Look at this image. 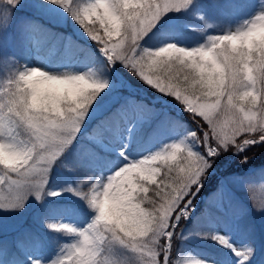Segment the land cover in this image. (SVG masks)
Here are the masks:
<instances>
[{
	"label": "snow or ice",
	"instance_id": "1",
	"mask_svg": "<svg viewBox=\"0 0 264 264\" xmlns=\"http://www.w3.org/2000/svg\"><path fill=\"white\" fill-rule=\"evenodd\" d=\"M18 2L6 0L13 7ZM51 2L68 12L94 41L104 57L103 68L54 75L33 67L0 87V208L23 207L29 195L42 198L53 164L77 141L103 99L102 93L110 89V81L100 73L119 62L143 83L171 95L186 112L206 121L209 130L198 134L193 128L187 137L122 163L105 181L97 178L81 188L90 182L84 179L76 188L69 186L96 215L83 229L49 224L79 235L50 264H120L113 245L136 253L137 264H209L181 257L177 230L188 218L193 198L218 155L264 144V32L253 31L255 25L264 23V12L235 30L209 36L206 44L189 48L167 43L147 48L142 47L141 39L156 29L166 13L187 9L192 0ZM6 17L10 22L11 13ZM4 20L0 16V28L6 26ZM244 33L251 35L243 42L226 44L220 39ZM172 44L185 50H169ZM244 65L252 69L251 80L246 78ZM245 103L250 106L246 108ZM127 113L128 108L121 105L97 121L88 133L87 156L103 158L98 149H103L110 134L119 131ZM241 134L251 135L238 143ZM248 159L244 155L242 160ZM257 210H264V205ZM211 238L228 244L222 234L213 233ZM233 251L250 260L254 248L249 244L243 252Z\"/></svg>",
	"mask_w": 264,
	"mask_h": 264
},
{
	"label": "rangeland",
	"instance_id": "2",
	"mask_svg": "<svg viewBox=\"0 0 264 264\" xmlns=\"http://www.w3.org/2000/svg\"><path fill=\"white\" fill-rule=\"evenodd\" d=\"M192 8H194L195 13L202 15L201 21L193 17ZM261 12H264V0H252L250 6H242L240 0H192L187 9L172 10L166 13L162 18V22L157 25L158 27L150 32L148 36L142 38L140 44L142 47L147 48H149L147 40L156 43L154 48L172 42H175L178 46L189 48L206 44L209 36L235 30ZM10 13L11 19L9 22L6 16ZM0 16H5L4 22L8 27V33L11 32L12 28H22V26L28 27L29 30L25 41L26 45L20 49L19 54L9 50V43H3L4 39L2 38H6V36L1 37L0 31V87L4 85L7 79L15 76L20 71L33 67L50 74L62 75L84 72L89 68L95 70L97 68H95V64L104 61V57L95 43H93V46L97 49L98 58L94 62L88 60L87 62H81L77 60V55H74V58L65 57V55L54 56L57 52L56 45L62 39L67 38L68 34L73 33L76 36L87 38L89 36L68 12L53 4L51 0H19L16 7L8 5L6 0H0ZM187 23L193 24L195 28L199 27L201 37H196V33L192 31L194 30L193 25L187 27ZM40 26L43 27L42 33L47 35L57 34L47 38V40H51V44L41 45L36 35L30 31L32 27L38 30ZM181 28L190 31H182L181 33ZM2 29L3 27L0 28V30ZM7 39L9 41L8 37ZM118 65L120 64L116 62L110 69L100 73L102 78L107 77L110 81V89L102 93L103 99L95 106V111L91 113V119L86 121L87 127L82 131L77 141L53 164L42 198L37 200L34 195H29L23 202V207L0 208V264H15L11 260L8 261L9 252L13 245L17 244L18 239L25 243L30 236L39 238L37 234L41 235L42 233L43 235L44 227L60 237V244L48 256L37 247L25 249L28 257L26 264H32L33 261H40V264H50L51 261L56 260L61 255L65 245L78 241L79 235L78 232L58 231L49 227V224L65 222V224L71 225L75 229H83L92 222L96 215L94 208L81 223L75 222L67 215L57 217L53 210L49 212L48 209L62 197L66 199L77 197L68 188L69 186L76 188L81 180H86V176L90 175L88 170L91 167L89 156H87V171L81 168V163L84 164L86 158L85 147L90 143L88 133L92 131L97 121L119 102L120 106L125 105L128 108V113L124 116V121L120 124L116 137L108 136L102 150H117L122 155L120 159L114 161L110 168L97 167L95 169L97 175L93 183L96 182L97 178L105 181L115 171L116 167H119L122 163L141 159L158 151L165 143L171 144L175 140L187 137V134L193 128L199 130L198 134L209 130L207 122L202 118L203 124H193L185 128L184 126L177 128L176 123L172 122L163 138L134 147L132 140L139 123L141 126L143 120H146L147 127L150 122L155 124L161 120V129H165V125L172 115L171 113L179 115L185 111V108L174 97L170 99L176 105L155 99L157 96H162L160 94L149 95L151 101L146 106L136 103L137 100L134 97L136 95L139 97L145 96L146 91L141 85L131 84L119 72ZM140 83L147 86L142 81ZM245 107L248 108L249 106L245 105ZM250 135L241 134L237 138V142H242ZM193 147L198 148L196 145H193ZM121 149H123V153ZM199 150H202V147ZM234 150L223 151L216 157L212 166L207 170L209 177L215 180V188L207 190L201 188L199 190L193 198L188 218L183 220L182 226L177 230V252L185 260H203L209 262V264H225L221 256L228 257V250L224 249L220 255H217L207 248L209 246L207 245L208 242L215 241L211 238L213 233H219L227 237L230 245H233V249L240 252H243L245 246L249 244L254 248L250 260H245L243 255L237 256L235 253L233 258H228L229 262L227 264H257L261 256L259 242H257L256 237H252L250 240V235L254 236L255 232L264 228V210H257L261 205H264V175L247 176L243 173L248 171L250 173L253 167L239 169L234 164L233 167L235 168L230 169V165L226 167V163L221 164L219 161L221 155L227 160L231 158V160H228L231 163L232 156L230 153ZM77 155L81 156L79 160L75 158ZM95 161L97 164L102 163L99 158H95ZM62 162L66 163L67 166H63ZM76 164H79L80 167L76 168L75 171L71 170V166ZM207 179L206 176L203 181L206 182ZM49 192H59L60 194L53 196L49 195ZM0 195H3V193H0ZM212 207L214 209H230L232 224L228 221L220 222L216 219L211 225L206 214H214L215 210ZM228 226H231V228L228 229ZM203 227L207 231L204 232ZM21 242L19 244H23ZM37 245L39 246L40 243L37 242ZM218 245L221 244L218 242ZM113 254L120 264H137V254L123 246L113 245ZM16 258L18 257L11 256L14 261Z\"/></svg>",
	"mask_w": 264,
	"mask_h": 264
},
{
	"label": "trees",
	"instance_id": "3",
	"mask_svg": "<svg viewBox=\"0 0 264 264\" xmlns=\"http://www.w3.org/2000/svg\"><path fill=\"white\" fill-rule=\"evenodd\" d=\"M242 4H245V0H240ZM247 4H250L251 0H246ZM17 4L14 6L16 7ZM193 15H194V11H193ZM196 18V17H195ZM51 28V27H48ZM182 31H190V30H186L185 28H181V33ZM194 33H196V37H200L198 36V30L195 28ZM187 34H189L188 32H186ZM11 36L14 38V40H21L23 38V34L21 32H12ZM80 37V38H79ZM154 37H156V35H154ZM147 44H149V48H154V46L156 45V43H152L151 41L147 40L146 41ZM13 44L14 41H12ZM94 41H92L90 38L87 37H81V36H76L75 34H70L69 35V39H68V43H67V51L69 54H74V53H78L80 55V57L82 59H84L85 61H91L94 62L97 58H98V52L97 49L93 46ZM61 47V45L59 46ZM117 69L119 70V72L124 75L131 84H136V85H141L145 91H146V95L139 97V96H135L134 98L137 100L136 103H140L142 106H146L147 103H149L151 100L148 97L150 96H154L156 94H160L168 99L173 98L171 95H167V94H161L159 92H156L152 87L150 86H145L143 84H141L140 80L132 74V72L125 68L121 63L118 62ZM96 67H100L101 69L103 68V63H96L95 64V68ZM108 70V69H107ZM124 90V89H123ZM177 101V100H176ZM245 105H248L247 103H245ZM120 106V102L118 104H116L115 106H113L109 111H107L104 116L108 115L109 113L114 112L117 108H119ZM250 106V105H248ZM171 113V112H170ZM171 117L168 119V123L165 125V129H168L169 125L172 122H175L177 125V128H181L182 126L187 127L189 125H193V124H203V120L198 117V116H194L192 113L190 112H186V110L184 112H181L179 115L175 114V113H171ZM123 122V118L121 119L120 123ZM161 120H159V122L152 124V122H150V124L146 127V120H143V122L138 124L139 129L136 131L135 133V137H134V144L138 145V144H142V142H145L147 140H149L152 136L155 137L156 135L160 134V131H162L163 129L162 126H160ZM199 133V130H198ZM98 151L101 152V156L103 158H99L102 163L100 164V166H108L110 167L111 164L113 163L114 160L118 159V155H116V153L110 152V151H104L101 149H98ZM230 155L232 156V161L231 163L228 160L230 159H224L223 155H221L220 158V162L221 164L226 163L225 166L228 167L227 165H230V169H233L235 167H233V165L235 164L236 167H238L239 169H243L244 167H253V170L247 174V176H251V175H264V144H257V145H252L249 146L247 148H245L244 152H239L234 150L233 152L230 153ZM247 155L249 157V159L247 161H243V156ZM76 160H79L81 158V156H75ZM89 160L93 163L95 162V158H89ZM85 167H84V166ZM81 168L84 171H87V155L86 158L84 160V164L81 163ZM208 177V179L205 181H203V190H207V189H211V188H215V180L211 177H209V173L206 175ZM213 177V176H212ZM93 179H88V184L85 185H81V188H86L88 186H90V183H92L95 179L94 176H92ZM86 182H87V178H86ZM87 190V189H85ZM77 197L75 198H60L57 201H55L50 208L48 209L49 212L51 210H53L56 214L58 215H63V214H70L75 220H77L78 222L83 221L84 217H86L91 211H92V207L90 206V204L81 196L76 195ZM219 215H221L220 213H218ZM222 216V215H221ZM256 234V239L257 242H259L260 246H261V259H260V263L258 264H264V228L259 229L257 232H255L253 235ZM44 239L42 240V250L44 252H49L53 249V246H56L58 243V238L55 237V235H51V233L48 232H44ZM56 238V240H54ZM54 240V242H53ZM51 241L52 244L49 247L48 242ZM18 252L20 253V248L17 247ZM210 248H212V250H214L215 252H220L221 250H223V247H220V245H218V243H215L213 246H211ZM225 248V247H224ZM227 249V247H226ZM21 256H24V253L21 252ZM25 260H27V258L24 256Z\"/></svg>",
	"mask_w": 264,
	"mask_h": 264
},
{
	"label": "clouds",
	"instance_id": "4",
	"mask_svg": "<svg viewBox=\"0 0 264 264\" xmlns=\"http://www.w3.org/2000/svg\"><path fill=\"white\" fill-rule=\"evenodd\" d=\"M253 31L254 32H264V23L255 25L253 28ZM248 35H251V33H244L243 35L233 34L231 37H220V39L224 43L230 44L232 40H239L243 42V40L246 39ZM169 50L184 51L185 49L176 48V45L172 44V45H169ZM244 71H245L246 78L251 80L252 79V76H251L252 69L248 65H244Z\"/></svg>",
	"mask_w": 264,
	"mask_h": 264
}]
</instances>
